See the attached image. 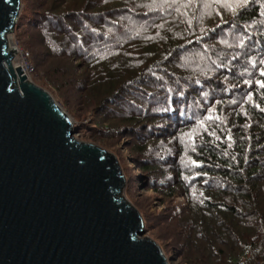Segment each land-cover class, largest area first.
<instances>
[{
    "label": "trees",
    "instance_id": "1",
    "mask_svg": "<svg viewBox=\"0 0 264 264\" xmlns=\"http://www.w3.org/2000/svg\"><path fill=\"white\" fill-rule=\"evenodd\" d=\"M21 3L32 78L130 156L160 248L180 264H264V0Z\"/></svg>",
    "mask_w": 264,
    "mask_h": 264
},
{
    "label": "water",
    "instance_id": "2",
    "mask_svg": "<svg viewBox=\"0 0 264 264\" xmlns=\"http://www.w3.org/2000/svg\"><path fill=\"white\" fill-rule=\"evenodd\" d=\"M20 0H0V264H168L140 238L113 154L77 141L52 96L14 70Z\"/></svg>",
    "mask_w": 264,
    "mask_h": 264
},
{
    "label": "rangeland",
    "instance_id": "3",
    "mask_svg": "<svg viewBox=\"0 0 264 264\" xmlns=\"http://www.w3.org/2000/svg\"><path fill=\"white\" fill-rule=\"evenodd\" d=\"M22 9H23V7H22V3H21V0H20V12H19V15H20ZM9 35H10L11 39L13 38V40H15L17 43H19L20 47L22 49H24L22 47V45L20 44L19 39L14 35V32L10 33ZM30 81L33 82L36 86H38V87L44 89L45 91H47L52 96V98L55 100L56 104L60 107V109L71 119L72 124H73V128H74V130H76L73 136H74V138L77 141L85 142V143H91V144H94L96 146H99L101 149L105 150L106 152H108L110 154H113L116 157V159L118 161V164H119V167L121 169V172H122V174H123V176L125 178V187L123 189V192L119 195V197L125 199L127 202H129L133 207H135L139 211V208L137 207V203L136 202H140L141 201V200H138L140 198V196L141 195H145L147 197H151V196H153V193L151 191H139L138 192V196H137L138 199L135 202V200H134L135 197L132 195V188L130 187L129 180H130V178H132V171H133V174H139V171H137L135 169L134 165L130 162V160H129L130 156L127 157V158H121L120 153H117L116 151H111L110 149L105 148L104 146H102L103 142H100V140H98L97 138L93 139V138L89 137V133H85L84 132L85 129L83 128V126L89 125V122H88V120L86 118L81 117L80 115L78 116L75 113H73L72 111H70L67 108H65L64 104H62L54 96L53 93H51L47 89L41 87L39 85V83L37 81H35L34 78H32V76L30 78ZM115 148H118V149L122 150V148H125V145L123 144V142H120ZM130 189H131V192H130ZM179 202L181 203V202H183V200L180 198ZM146 204L148 205V209H149L150 212H154L155 209L162 210L164 208V206H160L159 203L155 199H152L151 202L148 201ZM150 236L151 235L147 231H145V229H144L143 234L141 236H139V237L140 238H150L151 240H153ZM162 252L164 253V255L166 257V259L168 261V264H180V260L174 254L165 253L163 250H162Z\"/></svg>",
    "mask_w": 264,
    "mask_h": 264
},
{
    "label": "built area",
    "instance_id": "4",
    "mask_svg": "<svg viewBox=\"0 0 264 264\" xmlns=\"http://www.w3.org/2000/svg\"><path fill=\"white\" fill-rule=\"evenodd\" d=\"M8 49L12 52L15 51V49H12L13 47L16 48L17 53L14 56V58L12 59V63L14 61V63H16L18 65L19 68H21V70L23 71V74L27 77V79L30 81L31 76L34 73V68L30 62V54L28 51L22 49L19 45V43H17L15 40H13V38H10V35H8Z\"/></svg>",
    "mask_w": 264,
    "mask_h": 264
},
{
    "label": "snow or ice",
    "instance_id": "5",
    "mask_svg": "<svg viewBox=\"0 0 264 264\" xmlns=\"http://www.w3.org/2000/svg\"><path fill=\"white\" fill-rule=\"evenodd\" d=\"M245 2H246V0H245ZM261 75H264V72H262ZM258 83H260V82L258 81ZM260 87L264 88V83H260ZM249 100H251V96H249Z\"/></svg>",
    "mask_w": 264,
    "mask_h": 264
},
{
    "label": "bare ground",
    "instance_id": "6",
    "mask_svg": "<svg viewBox=\"0 0 264 264\" xmlns=\"http://www.w3.org/2000/svg\"><path fill=\"white\" fill-rule=\"evenodd\" d=\"M12 65H13L14 70H15L16 68H19L18 65H17L16 63H14V61H13Z\"/></svg>",
    "mask_w": 264,
    "mask_h": 264
}]
</instances>
